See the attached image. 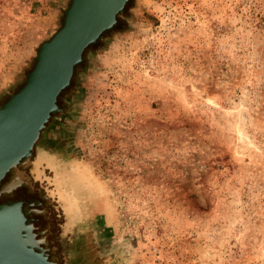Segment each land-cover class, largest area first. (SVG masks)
I'll return each mask as SVG.
<instances>
[{"label":"rangeland","instance_id":"rangeland-1","mask_svg":"<svg viewBox=\"0 0 264 264\" xmlns=\"http://www.w3.org/2000/svg\"><path fill=\"white\" fill-rule=\"evenodd\" d=\"M67 5L0 0V105ZM124 11L38 144L80 196L69 264H264V0Z\"/></svg>","mask_w":264,"mask_h":264},{"label":"water","instance_id":"water-1","mask_svg":"<svg viewBox=\"0 0 264 264\" xmlns=\"http://www.w3.org/2000/svg\"><path fill=\"white\" fill-rule=\"evenodd\" d=\"M129 1L68 0L61 14L62 24L39 46L24 85L9 93L0 105V183L7 173L11 174L1 186L0 196H12L22 185L30 187L19 168L33 164L30 158L34 146L41 141L51 116L63 114L58 100L70 86L84 51L114 28ZM42 152L49 154L46 147ZM51 156L55 163L54 154ZM40 158H35L34 164H39ZM26 215L28 208L21 202L0 204V264H56L55 257L48 259L47 246L45 250L41 247L44 239L37 238Z\"/></svg>","mask_w":264,"mask_h":264},{"label":"flooded vegetation","instance_id":"flooded-vegetation-1","mask_svg":"<svg viewBox=\"0 0 264 264\" xmlns=\"http://www.w3.org/2000/svg\"><path fill=\"white\" fill-rule=\"evenodd\" d=\"M40 156L39 164H34L35 158ZM52 160L51 152L44 155L42 148L36 144L30 158L33 164L19 168L28 177L30 187L22 185L12 192V196L1 195L0 204L21 202L23 208H28L27 221L34 226L37 238L44 239L45 244L41 247L45 250L47 246L45 253L48 259L55 257L56 264H69L70 248L77 237L74 223L79 217L80 196L68 171ZM10 177L11 174L7 173L0 188Z\"/></svg>","mask_w":264,"mask_h":264},{"label":"bare ground","instance_id":"bare-ground-1","mask_svg":"<svg viewBox=\"0 0 264 264\" xmlns=\"http://www.w3.org/2000/svg\"><path fill=\"white\" fill-rule=\"evenodd\" d=\"M76 172H77V168H76ZM86 173H87L86 170H84V172H77V175L82 177L83 179H85L91 187L95 186V188H96V185L92 182L89 175L86 176ZM96 189H98V188H96Z\"/></svg>","mask_w":264,"mask_h":264},{"label":"trees","instance_id":"trees-1","mask_svg":"<svg viewBox=\"0 0 264 264\" xmlns=\"http://www.w3.org/2000/svg\"><path fill=\"white\" fill-rule=\"evenodd\" d=\"M128 3H129V2H128ZM128 3H127V5H128ZM127 5H126V7H127ZM125 9H126V8H125ZM123 15H125V11H124V13H123L122 15H120V17H118V19H117V24L114 26V28L119 27V24L121 23V22H120V20H121L120 18H121V16L124 17ZM125 17L127 18L128 15H126ZM89 48H90V47H88V48L84 51L83 56H84L85 52H86ZM78 66H79V65H77V66L75 67V69H74V73H75V71L77 70ZM60 99H61V96H60V98H59V100H58V104H59Z\"/></svg>","mask_w":264,"mask_h":264}]
</instances>
